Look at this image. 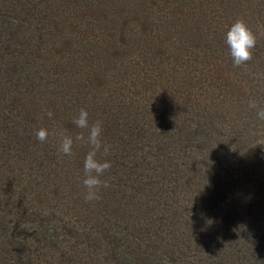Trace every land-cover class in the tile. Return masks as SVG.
I'll return each mask as SVG.
<instances>
[{
    "label": "trees",
    "instance_id": "16d2710c",
    "mask_svg": "<svg viewBox=\"0 0 264 264\" xmlns=\"http://www.w3.org/2000/svg\"><path fill=\"white\" fill-rule=\"evenodd\" d=\"M239 19L257 45L233 67ZM250 101L264 107V0H0V264H264ZM81 108L111 145L91 202L89 146L67 156L51 135L84 132Z\"/></svg>",
    "mask_w": 264,
    "mask_h": 264
},
{
    "label": "clouds",
    "instance_id": "9594fccd",
    "mask_svg": "<svg viewBox=\"0 0 264 264\" xmlns=\"http://www.w3.org/2000/svg\"><path fill=\"white\" fill-rule=\"evenodd\" d=\"M226 43L230 48V55L233 60V67H241L246 65L253 59L254 49L257 45V36L247 23L239 19L232 24L226 34ZM250 107L257 108V118L264 120V107H259L255 101H250ZM49 118L53 117L52 112L47 113ZM73 123L84 132L78 133L75 137L67 135L64 131L59 133L53 131L51 135L59 136V152L71 156L73 148L77 143H84L89 146V151L84 161L85 179L83 184L87 189L85 200L91 202L99 200L101 188H108L110 184L107 180H102L101 177L111 169L112 165L108 161H101L97 158L98 153L103 151L107 155L111 145L102 141L103 122L97 120L93 123L89 121V113L86 109L81 108L79 114L74 118ZM36 138L40 142H45L50 133L46 128H41L36 133ZM163 264H167L165 259Z\"/></svg>",
    "mask_w": 264,
    "mask_h": 264
}]
</instances>
